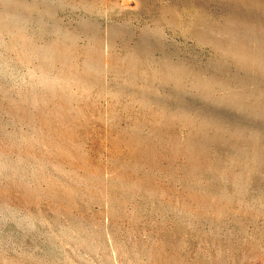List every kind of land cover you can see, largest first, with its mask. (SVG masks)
Returning a JSON list of instances; mask_svg holds the SVG:
<instances>
[{"label": "rangeland", "instance_id": "374dc122", "mask_svg": "<svg viewBox=\"0 0 264 264\" xmlns=\"http://www.w3.org/2000/svg\"><path fill=\"white\" fill-rule=\"evenodd\" d=\"M0 264H264V0H0Z\"/></svg>", "mask_w": 264, "mask_h": 264}, {"label": "bare ground", "instance_id": "6f19581e", "mask_svg": "<svg viewBox=\"0 0 264 264\" xmlns=\"http://www.w3.org/2000/svg\"><path fill=\"white\" fill-rule=\"evenodd\" d=\"M97 52H98V51H97ZM106 56H107V54H106ZM97 57H98V56H97ZM112 57H113V56H112ZM94 59H95V58H94ZM94 59H93V60H94ZM108 59H109V58H108ZM127 59H128V57H127ZM134 61H135V60H134ZM64 62H65V61H64ZM129 63H130V62H129ZM92 64H93V63H92ZM109 65H111V64L109 63ZM126 65H127V64H126ZM133 65H134V64H133ZM91 69H92V68H91ZM165 74H166V73H165ZM77 77H78V76H77ZM166 77H167V76H166ZM78 84H79V83H78ZM80 85H81V84H80ZM80 85H79V86H80Z\"/></svg>", "mask_w": 264, "mask_h": 264}]
</instances>
